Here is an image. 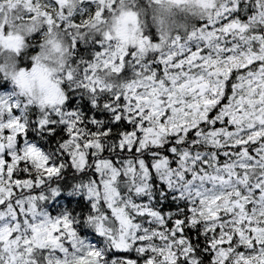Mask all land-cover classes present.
Instances as JSON below:
<instances>
[{
	"label": "clouds",
	"instance_id": "obj_1",
	"mask_svg": "<svg viewBox=\"0 0 264 264\" xmlns=\"http://www.w3.org/2000/svg\"><path fill=\"white\" fill-rule=\"evenodd\" d=\"M0 264H264V0H0Z\"/></svg>",
	"mask_w": 264,
	"mask_h": 264
},
{
	"label": "snow or ice",
	"instance_id": "obj_2",
	"mask_svg": "<svg viewBox=\"0 0 264 264\" xmlns=\"http://www.w3.org/2000/svg\"><path fill=\"white\" fill-rule=\"evenodd\" d=\"M197 58H198L197 55L193 54V56L191 57V61H195ZM191 61H189V62H191ZM191 82H192L193 85H195L196 84V78H191ZM193 90H195V87H193ZM213 102L214 101H205L206 104L207 103H213ZM177 222L179 223V221H177Z\"/></svg>",
	"mask_w": 264,
	"mask_h": 264
},
{
	"label": "trees",
	"instance_id": "obj_3",
	"mask_svg": "<svg viewBox=\"0 0 264 264\" xmlns=\"http://www.w3.org/2000/svg\"><path fill=\"white\" fill-rule=\"evenodd\" d=\"M213 114H214V113H213ZM216 126L219 127L220 125L217 124ZM230 130H231V129H230ZM69 203H71V202L69 201ZM166 207H171V205H167Z\"/></svg>",
	"mask_w": 264,
	"mask_h": 264
},
{
	"label": "rangeland",
	"instance_id": "obj_4",
	"mask_svg": "<svg viewBox=\"0 0 264 264\" xmlns=\"http://www.w3.org/2000/svg\"><path fill=\"white\" fill-rule=\"evenodd\" d=\"M193 50H195V49H193Z\"/></svg>",
	"mask_w": 264,
	"mask_h": 264
}]
</instances>
